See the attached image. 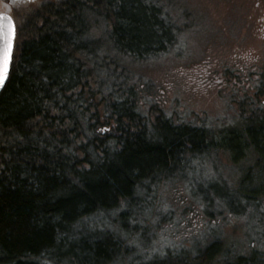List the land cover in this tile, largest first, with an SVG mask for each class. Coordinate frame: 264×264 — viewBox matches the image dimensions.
<instances>
[{
    "label": "trees",
    "instance_id": "1",
    "mask_svg": "<svg viewBox=\"0 0 264 264\" xmlns=\"http://www.w3.org/2000/svg\"><path fill=\"white\" fill-rule=\"evenodd\" d=\"M5 1L15 39L0 92V264H264V230L246 252L214 232L204 246L138 252L147 232L157 237L147 214L161 189L184 185L175 172L203 170L215 150L249 158L257 175L237 166L236 185L205 176L195 186L192 177L205 224L224 220H214L220 208L264 227L261 104L242 132L229 126L217 139L213 123L140 106L138 69L182 43L189 9L178 0H48L19 26L18 1Z\"/></svg>",
    "mask_w": 264,
    "mask_h": 264
},
{
    "label": "rangeland",
    "instance_id": "2",
    "mask_svg": "<svg viewBox=\"0 0 264 264\" xmlns=\"http://www.w3.org/2000/svg\"><path fill=\"white\" fill-rule=\"evenodd\" d=\"M23 1L17 2V10L12 11V16L19 26L23 24V19L29 11L48 0ZM178 1H181L182 6L188 8L191 14L187 21L183 19L187 27L183 30L182 43L172 52L149 61L138 69L137 73L145 83L140 87V106L146 110L157 105L175 121L187 120L196 125L213 123L216 128L212 134L216 139L217 135L229 126L242 132V119L248 109L255 110L260 104L264 108V89H259L257 80V76H264V23L261 19L259 22L255 19L252 23L251 19V16L257 13L253 12V3L257 0ZM260 1L264 4V0ZM245 3L253 7H244ZM6 11L7 6L0 5V12ZM237 14L240 17L236 25H240L242 32L247 34L234 42L230 38V25L231 19ZM227 38L230 40L227 41ZM236 50H242L243 55H246L244 63L241 64H245V69L235 64L223 65L231 60L233 54L236 56ZM226 53L227 57L224 59ZM219 59L222 63L217 61ZM254 66L256 70L252 69ZM255 72L257 76L252 75ZM249 150L250 148H246L245 152ZM223 151L225 152L215 150V157L204 163L203 170H199L196 166L198 163H194L196 169L183 173L175 172L177 176L185 177L184 185L180 181L172 188L161 189L160 198L153 209L154 213L147 214L152 224L158 227L157 237L153 241L151 232H147L145 237L150 239L149 246L139 247L138 252L154 254L169 247L178 250L180 247L188 248L193 242L204 246L212 241L207 237L209 232H214L237 250L246 252L254 247L255 240L250 238L259 237L258 234L262 233L264 227L260 231L250 228L247 219L229 217L226 210L219 208L217 218L214 212V220H224L208 228L210 223L205 224L207 216L202 212V205L199 204V199L191 194L192 177L195 186H205L207 182L201 181L205 176L217 177L227 184L236 185L237 166H243V171L253 174L251 176L257 175V170L252 167L249 158L232 161L231 152L227 149ZM131 262L127 257L125 264Z\"/></svg>",
    "mask_w": 264,
    "mask_h": 264
},
{
    "label": "water",
    "instance_id": "3",
    "mask_svg": "<svg viewBox=\"0 0 264 264\" xmlns=\"http://www.w3.org/2000/svg\"><path fill=\"white\" fill-rule=\"evenodd\" d=\"M15 25L8 13H0V92L6 82L14 49Z\"/></svg>",
    "mask_w": 264,
    "mask_h": 264
},
{
    "label": "flooded vegetation",
    "instance_id": "4",
    "mask_svg": "<svg viewBox=\"0 0 264 264\" xmlns=\"http://www.w3.org/2000/svg\"><path fill=\"white\" fill-rule=\"evenodd\" d=\"M262 3L263 2H261V1L259 2V0H257L256 2L253 3V5H255V7H254L255 10L252 8L253 12L255 13V11H256L257 13H255L253 16H251L252 23H254L255 19H256V22H259L260 19H261V22L264 23V4H262ZM0 5L6 7L7 3H6L5 0H0ZM244 7L250 8V7H253V6L252 5H246V3H245ZM239 17H240V15L237 14L234 18L231 19L230 30H231L232 34L230 35V38L234 42L235 41L237 42V40H238V38L240 36H244L245 37V35L247 34L246 32H242V30L240 28V25H236L238 23V21H239ZM228 40H230V39L227 38V41ZM227 41H225L224 44H226ZM216 43H218V42H216ZM218 44L222 45V43H218ZM236 52H237L236 56H234V54H233V57L231 58V60H229L227 63H223V65L227 66V65L235 64V65H238V67H240L241 69H245V64H243V65H241V64L244 63L243 59H245L246 55L245 56L243 55L242 50H236ZM226 57H227V53L225 54L224 59H226ZM217 61L219 63H222L220 61V59L217 60ZM255 65H257V64H255ZM252 69L256 70V66H254ZM252 75L257 76V72H255ZM257 80L259 81V76H257Z\"/></svg>",
    "mask_w": 264,
    "mask_h": 264
}]
</instances>
